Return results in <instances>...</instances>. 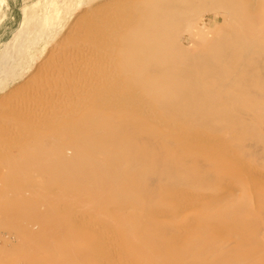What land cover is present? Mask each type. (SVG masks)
Returning <instances> with one entry per match:
<instances>
[{"label": "rangeland", "instance_id": "374dc122", "mask_svg": "<svg viewBox=\"0 0 264 264\" xmlns=\"http://www.w3.org/2000/svg\"><path fill=\"white\" fill-rule=\"evenodd\" d=\"M37 1H39V5L35 9L48 8L50 10L46 19H44L42 12H39L38 16L35 15L38 10H34L31 6ZM185 1L186 0H0V51L4 43L9 40L13 32L19 26L24 8L27 7L29 16L33 19L32 28L41 29L45 21L48 23L53 22L54 28H57L58 25L61 26L58 27L56 32L48 39V42L41 49L35 51L33 57L27 59L24 64L31 63L32 68L34 67L36 69V65H40L50 52L53 54L57 52L64 54V56H60V58L57 59V66L59 65L58 63H60V65L57 67L58 70L56 69L57 73L55 72L56 76L61 77L60 79L64 82L62 83L63 85L61 84V88L58 89V99H48L47 97L45 98L46 101L42 99L35 102L36 106H34L37 111H32V113L30 112L27 116H22V113H20L22 108H18V106L20 107V100L17 95L19 92L25 90V82L27 80L32 79L34 81L31 77L32 73L18 70L20 73V77L17 80L18 82L12 83V79H5L0 82V264H88L86 263V259H94V264L98 262L100 264L102 261L98 259L104 258L105 254L109 253V251H112L111 253H114L113 251L117 252L120 246L119 240L117 239L118 233H121V230L125 229L136 231L139 228L137 222L138 220L140 221L139 218L142 216L141 220L143 221L149 218H158L159 220L163 219L164 221H169L171 224L178 225L177 230L171 232V234L169 233L167 236L169 240L168 246L170 248L177 247L179 250L180 248H185L190 252L200 244L202 237L207 238L209 236L210 238H220V241H213V250H216L217 246L218 249L221 247V250L245 248L246 250L257 251L259 247L264 250V225H262L263 227L261 226L262 229H260L261 231L259 230V234V232L256 233L254 231V223L252 221L242 223V226H240L246 231L244 236L245 241H242L240 233L236 234L237 231L231 229L203 232L199 229H191L184 225L185 221L192 220L191 216H193V211H195L193 207H198L201 201H205L206 198L204 196L207 195L208 197L209 194H207V192L209 193V191L211 194L208 198H217L223 193H227V195L231 194L233 199L237 202H245V204H247L246 209H241L244 213L249 212V214H251L264 210V200L260 201L255 196V191L257 190L256 192H259L260 190H254L255 182H251L250 180L251 178L253 179V177L250 176L252 171L254 172L255 170L256 173V171L264 166V154H259L261 157L259 156V159L255 160L253 156H256L257 153H253L252 148L236 147V144L241 142L242 137H239L235 142V146L231 144V139L235 137L234 135H247V137H249V135H256L258 129L259 131L260 129L264 131V117L261 116V113L264 112V101L242 95L229 97L216 95L217 98L215 96L212 97L213 99L208 98L206 99L207 101L202 102L207 105L211 104V106L215 104H233V106L222 111L221 114L222 118L224 117L223 119L229 118V121L222 119V122H211L203 119L206 113L203 114L200 112H204V110L195 112L189 111L191 104L198 99L196 93L194 91L184 93V91L189 88L193 89V85H201L204 87L211 85L213 80L212 77L207 78L204 83H201L199 78L203 76L205 71H212V68L210 65H206L205 62L197 64L195 58L197 56L210 57L215 53H219L221 47L217 44V40L229 39V41H232L233 37L231 34L234 29L235 24L233 23L235 20L232 21L226 18L224 14L225 11H222L224 9L220 8L207 9L201 5L200 7H193L187 11L189 13V18L182 23L180 28L171 31V39L168 42L173 48L172 51L175 57L181 59L187 58L188 61L192 59V61L188 62L189 66H192L190 67L189 73H187L188 71L186 70V72L183 67L174 68L169 73L171 77L176 76L174 78L185 75V79L176 85H165V87H161L146 83L147 79L141 84L138 81L140 79V74H136V72L127 68L124 63V61L128 60V55L125 54V49H123L124 43H122L128 40L124 32L128 31L131 27L141 26L143 28L142 31H145L144 35L150 34L152 30L150 27H152L153 24L161 23L165 18L161 17L162 15L168 13L170 16L171 13L179 12L181 9L180 5L184 4ZM237 1L244 13H247L244 8L254 3L256 7L259 2L260 6H264V0H253L254 2L252 0ZM218 10L221 11L218 12ZM248 21L250 22V20ZM230 29L232 30L230 31ZM114 30L122 34L121 38L120 36H117L118 39L114 37ZM112 40L115 42H112ZM161 47L162 45L158 44L151 49L152 53L154 52V56L161 55ZM103 51L105 53H103ZM159 51L161 52L159 53ZM115 54L116 56H114ZM233 57L220 58L219 60L222 63L232 65L234 62L233 59L239 60L241 54L235 53ZM106 63L109 65L107 66ZM68 68H71L72 75ZM246 75L249 76L246 72L241 71L235 76L236 81L234 83L236 87L241 85L240 80L246 77ZM29 77H31V79H28ZM70 77L73 79H69ZM160 77V72L154 73V79ZM109 78H111L112 81ZM22 82L25 84L23 85ZM132 83L139 85L135 87L131 86L132 88L130 87V89H127ZM16 87H19V89L15 90ZM11 90L15 91L11 92ZM122 90H127L128 94L131 93L129 96L127 95L128 97L125 95V97L120 98L115 103L110 102L115 94L114 92H123ZM82 92H85L86 95H83ZM110 92L112 94H110ZM139 98L143 99L144 101L142 100V102L144 103L141 102L138 104V102H140H137ZM107 104L109 106H106ZM96 106L97 108H95ZM128 106L130 108H127ZM18 110L19 112H17ZM76 110L79 112V117ZM35 112H37V114ZM147 114L153 116L151 117L150 115V118ZM240 115H242L241 118ZM23 119L24 121H22ZM19 120L22 121V125L24 124V126L21 125V129H19L20 125L18 127ZM165 120L168 124L171 123L170 125L172 128L174 127L172 126V122H176L175 127H179L178 131L176 128L171 129L170 125L167 126L168 124H166ZM204 122L206 123L204 124ZM34 123L38 126H34ZM100 123H102V125H100ZM219 124L224 128V132ZM81 126L90 129L95 126L97 129L92 130V132L88 128L87 131H82L80 130ZM9 127L11 128L10 130ZM159 127L161 128L159 129ZM201 127L202 130H199ZM32 128H34V130H32ZM28 129H30V131H27ZM164 129L167 131L170 129L173 132L175 129V132L178 133L172 132L174 134H172V136L182 135L185 137V133L187 136L186 141H188V143L190 142L189 144L191 145L193 154L197 157L199 156V158L206 157V161L211 163L210 171L215 177L219 174L220 177L222 175L218 170L220 165L229 168V175L222 177L223 179H219L220 181H215V185L207 187L208 189L206 190H204L206 187L200 188L201 185L194 182L195 180L193 178L199 176L201 173L206 175V169L191 163L192 165H188V169L183 165V170L182 168L179 170L176 165L178 159L175 156H182L183 154L175 145L167 146V139L162 137L157 141L160 150H164L163 152L166 154H175L173 160L171 159L169 161L170 163L168 161L165 163V167L168 171L178 170V173L180 172L177 176L178 178L173 180L172 177H169L172 178V181L169 178L170 181L168 179H163L164 181L159 184L161 186L159 190L160 195H168L172 199L167 201L161 199L159 196V198L150 201L148 203V208L152 213L138 210L135 207V209H133V207L126 205L123 201L124 196L122 197V195H124V190H119L120 193L118 194L115 192L117 194L115 195L112 193L114 191L108 193L107 190L103 188L102 184H100L104 182L106 178L105 170L110 166H121L120 173L123 175L119 174L118 176L115 175L116 177H111V181H113V183L115 182L116 185H120V187L121 185L125 186L127 182V186L133 189L142 184H146L142 179L137 178L136 174L139 171H149L150 168L147 165V167L142 166V168H140V166L137 167L136 163H132V161L136 162V159H138L135 157L142 156L145 151L151 150L147 145L140 143L139 137L161 136L163 135L162 132L166 134ZM233 129L234 131H232ZM35 130H39V132L36 133L40 135H33ZM195 130L196 132H194ZM14 131L17 133L14 134ZM21 131L23 133H21ZM179 131L180 133L182 132L181 135ZM202 131H206V133H202ZM200 133L206 135L198 137L197 135ZM28 134H32L33 136L26 139ZM167 134L168 138H170L169 135H171V132H167ZM227 134L230 135L227 136ZM19 136L20 138H18ZM109 136L116 137L114 140L117 145H120V148L115 149L111 146L108 148L105 141ZM25 140H30L29 142L32 141L33 143L34 141L36 143L38 142V144L40 143L39 145H42V149L36 151V149L32 147L27 148L25 146V148H20V150H18ZM223 141L226 142L225 144L228 143L229 146L222 150L220 144ZM216 143H218V146ZM78 145L81 146V148L77 150L76 148ZM90 145L93 148H91ZM169 147L172 149H168ZM105 148L107 150H114L106 154ZM217 148L219 149L217 150ZM230 150H232V152ZM250 150L255 155L252 154L253 156H248L251 154ZM248 152H250V154H248ZM245 153L248 155H245ZM80 154L82 159L79 161ZM130 162L132 164H130ZM258 174L259 173H257V175ZM176 179L178 183L173 184ZM118 182H120V184H118ZM166 182L170 184L169 189L163 188V184ZM221 184L222 186H220ZM184 192H186L185 194L187 195H183ZM195 192L201 193L196 195L198 198L195 196ZM202 192H206V194L204 193L205 195L203 196ZM121 193L122 195H120ZM181 194L183 198H181ZM176 195H180V199L184 202V205H182L183 202L181 200L176 202ZM186 198H193L189 202V205L188 203L186 204V201L188 202ZM196 198L198 200L202 198L205 199L198 201ZM192 201L194 204L191 205ZM164 205H169V211H167L168 213L166 214L168 217L165 215L162 216L159 214L161 211L158 212L157 210L161 209ZM190 205L193 207L186 210L185 208L190 207ZM151 214H153V216H151ZM59 220L62 222H59ZM56 223L62 224L58 225ZM56 225L58 227H56ZM103 227L105 230L107 229V231H104ZM57 230L60 231L58 232ZM113 233L115 234L113 235ZM105 238L108 240L110 239V243H107L108 240ZM198 239L199 241H197ZM233 239H235V241H233ZM241 242L246 243V245L242 246L240 244ZM225 243L227 245H225ZM106 244H108L109 250L107 252V247H105L107 246ZM192 245L193 247H191ZM102 252L104 254H102ZM191 258L192 256L189 254L187 261H190Z\"/></svg>", "mask_w": 264, "mask_h": 264}, {"label": "bare ground", "instance_id": "6f19581e", "mask_svg": "<svg viewBox=\"0 0 264 264\" xmlns=\"http://www.w3.org/2000/svg\"><path fill=\"white\" fill-rule=\"evenodd\" d=\"M256 3H257V1H256ZM38 5H39V1L35 2L33 4V6H31L34 10H38V12L35 15L38 16L39 12H42L43 13L42 15L44 16V19H46L47 15L50 13V10L48 8L35 9V8H37ZM201 5L204 6L205 8H207V9L208 8H211V9H217V8L224 9L222 11L223 12L225 11L224 12L225 17L231 19L232 21H234V20L236 21V22L234 21V23H233L235 25H234V29H233L232 34H231L232 37H233V40L231 39L232 41H229V39H227V40L220 39V40L216 41L217 44H219V46L221 47V50H220L219 53H215V54L211 55L210 57H204V56H200L199 57V56H197L195 58L197 60L196 61L197 64L205 62L206 65H208V66L210 65V67L212 68V71L211 70L205 71L203 76H201V78L197 77V78H199L201 83H204L207 80V78L212 77L213 80H212L211 85L208 86V87H204V86H201V85H193L192 86L193 89L189 88V89L184 91V93L185 92L188 93V92L194 91L196 93L197 98H198L194 103L191 104V106L189 107V111H194L195 112V111L204 110V112H200V113H203V114L206 113V116H204L205 118H203L205 121L218 122V121H221L224 118V117L222 118V116H221L222 111L226 110L230 106H233V104H231V103H229V104H218V105L215 104V105L211 106V104L207 105L206 103H203L202 101H207L206 99H208V98L213 99L212 97H214V96L216 97V95H221V97L242 95V96L253 97V98H256V99L264 101V6H260V2L258 4L259 7H258V5H257V7L254 6L255 5V3H254L253 5H250V6L246 7V8H244L247 11V13H248L247 14V13L243 12V9L241 8V6L239 5L237 0H186L184 4L180 5L181 9H180L179 12L171 13L170 16L168 15V13H165L164 15H162L161 17H165V18L161 21V23L153 24L152 27H150L152 29L150 34L144 35L145 31H142L143 28L141 26H140L141 28L138 27V26L131 27L128 31L124 32L125 36L128 38V40H126L125 42L121 41L122 43H124V48L123 49H125V54L128 55L127 56L128 60L124 61V63L126 64L127 68H129L132 71L136 72V74L137 73L140 74V79L138 81L141 84L145 82V79H147L146 83H148V84L150 83L152 85L154 84V85L161 86V87H165V85L172 86L174 84L176 85V84L182 82L183 79H185V75H181V77H179V78H174L176 76L171 77L169 75V73L174 68H177V67H183L185 69V71L187 70L188 72L187 71L186 72L189 73L190 72V67H192V66L191 65L189 66L188 62L192 61V59L188 61L187 58L186 59L185 58L181 59V58L175 57V55H174V53L172 51L173 48H172V46L170 44H168V42L171 39V31L180 28L182 23L185 22V20L187 18H189V13L187 11L189 9H192L193 7H200ZM127 10H128V8H127ZM220 11L218 10V12H220ZM248 20H250V22ZM53 24H54L53 22L48 23L47 21H45L44 22V26L41 29L32 28L33 19L29 16L28 8L27 7L24 8L22 19H21V22H20L19 26L13 32V34L9 38V40H7L4 43V46H3L2 50L0 51V82H2L5 79H12L11 80L12 83L18 82L17 80L20 77V73L18 72V70L32 73L31 77L34 79V81L31 79V77L28 78V79H31V80H27V81L24 80V81H26L25 82L26 83V86H25L26 88H25V90H23V92L21 91L17 95L19 100H20L19 101L20 102V104H19L20 107L18 105L17 106H18V108H22L21 112H20V113H22V116H27L30 112L32 113V111H37V109H35V106H36L35 102L40 101L42 99H44V101H46L45 98H47V97H48V99L49 98L50 99H56L58 97V89H60L61 88L60 87L61 84L64 83L63 80L60 79L61 77H57L56 76V73H57L56 69L60 65V63H58L59 65L57 66V61H58L57 59L60 58V56H64V54H61V53H58V52L53 54L52 52H50L40 65L37 63L38 66L36 65V69L34 67L32 68L31 63H27L26 65L24 64L27 61V59H31L33 57V54H34L35 51H38L39 49H41L48 42V39L53 35V33L56 32L57 28L61 26V25H58L57 28H54L55 26ZM46 27H48V28H46ZM107 28H109V27H107ZM231 30L232 29H230V31ZM114 33H113V35H115L114 36L115 38L118 39L117 36H120V38H121V35H122L121 33L116 32V30H114ZM111 34H112V32H111ZM107 35H108V33H107ZM93 37H94V35H93ZM100 39L103 40L102 38H100ZM113 41L114 40H112V42ZM91 43H89V44H91ZM96 43H98V42H96ZM99 44H100V42H99ZM158 44L162 45V47H161L162 48L161 49L162 53H161L160 56H154L153 55L154 52L152 53L151 49L154 46L158 45ZM94 45H97V44H94ZM113 46H115V45H113ZM56 47H58V46H56ZM56 50H57V48H56ZM109 50H110V48H109ZM161 51H159V53ZM54 52H56V51H54ZM107 52H109V51H107ZM62 53H63V51H62ZM103 53H105V52L103 51ZM235 53L241 54V58L239 60H234L233 59L234 62L232 61L233 62V64L231 63L232 65L220 62V60H219L220 58L233 57L235 55ZM157 55H159V54H157ZM114 56H116V54ZM111 59H112V56H111ZM95 60H97V59H95ZM99 63H98V65H99ZM108 63H109V61H108ZM108 63H106L107 66L109 65ZM74 64H76V63H74ZM94 64H96V63H94ZM84 67H85V65H84ZM102 67H103V65H102ZM62 68H64V67H62ZM80 68H81V66H80ZM59 69H60V67H59ZM68 69H70L69 72L71 74V68H68ZM98 70H97V72H98ZM115 70H116V68H115ZM73 71H74V69H73ZM241 71L246 72L249 76L246 75V77L242 78L241 80L239 79L241 85H239V87H236L235 83H234L236 81L235 76L238 75V73H240ZM155 72H160L161 73V77L158 78V79H154L153 76H154ZM186 72H185V74H186ZM77 73H79V72H77ZM115 73H116V71H115ZM111 74H113V73H111ZM190 74H193V73H190ZM71 78L72 77H70L69 79H71ZM73 78H74V76H73ZM109 79H111V78H109ZM111 81H112V79H111ZM130 82H132V81H130ZM22 84H23V82H22ZM137 85H139V84L132 83V85L128 86L127 89H130L131 86L135 87ZM80 86H82V85H80ZM87 86H88V81H87ZM94 86H95V84H94ZM100 86H101V84H100ZM3 87H5V86H3ZM16 89H19V87H16L15 90ZM74 89H76V88H74ZM98 89H97V91H98ZM15 90H11V92H13ZM92 91H93V89H92ZM111 91H112V88H111ZM11 92H9V93H11ZM82 93H83V95L85 94V92H82ZM114 93L115 94L113 95V98L110 101L112 103H115L120 98L125 97V95H126V97H128L131 92L128 94V91L125 90L123 92H117V93L114 92ZM7 94H8V92H7ZM110 94H112V93L110 92ZM140 97H142V96H140ZM106 100H108V99H106ZM142 100L143 99L139 98V100H137V102L140 101V102H138V104L141 103ZM98 101H100V100H98ZM212 102H213V100H212ZM81 103H82V101H81ZM142 103H144V102H142ZM108 104L106 106H109ZM15 106H16V103H15ZM98 106L100 107L99 104H98ZM148 106H150V105H148ZM148 106H147V108H148ZM38 108H40V107H38ZM82 108H84V107H82ZM95 108H97V106ZM104 108H106V107H104ZM127 108H130V107L128 106ZM77 110H76V112L78 113V117H79V112ZM109 110H111V109H109ZM135 111H137V110H135ZM17 112H19V110ZM151 112H153V111H151ZM186 112H187V110H186ZM35 113L37 114V112H35ZM144 113H146V112H144ZM73 114H74V112H73ZM147 115H149V114H147ZM150 115H149V117H150ZM39 116H40V114H39ZM152 116L153 115H151V117ZM241 116L242 115H240V118H241ZM261 116L264 117V112L261 113ZM16 117L18 118L17 115H16ZM85 117H86V115H85ZM252 117H253V115H252ZM14 118H15V116H14ZM71 119H72V117H71ZM74 119H76V118H74ZM85 119H84V121H85ZM98 120H99V118H98ZM223 120L229 121L230 119L229 118H225ZM22 121H24V119ZM22 121L19 120V123H18V127L20 125L19 129H21L22 126H24V124L23 125L21 124ZM96 121H97V119H96ZM117 121H118V119H117ZM41 122H43V121H41ZM124 122H125V120H124ZM165 122H166V120H165ZM165 122H163V123H165ZM170 122H172V121H170ZM138 123H139V121H138ZM172 123L174 124V125L172 124V126H174L173 128H176L175 127L176 126V124H175L176 122L173 121ZM205 123L206 122H204V124ZM166 124H168V122H166ZM170 124H168L167 126H169ZM35 125L36 124L34 123V126ZM100 125H102V123H100ZM36 126H38V125H36ZM43 126H46V125H43ZM219 126H220V124H219ZM100 127H102V126H100ZM204 127H205V125H204ZM14 128H15V125H14ZM28 128H29V125H28ZM41 128H42V125H41ZM80 128H81L80 130H82V131H87L88 127L86 128L85 126H81ZM160 128L161 127H159V129ZM170 128L173 129L171 127V125H170ZM10 129L11 128L9 127V130ZM88 129L92 132V130L97 129V127L94 126V127H91V129L90 128H88ZM176 129L178 131L179 127H177ZM221 129L224 132V130H223L224 128L221 127ZM32 130H34V128H32ZM169 130L167 131V130L164 129V131H166V134H167V132L168 133L171 132V135H169L170 138H168V134L166 135V134H164V132H162L164 136L161 135V136H157V137H150V136L149 137H139L140 143L147 145L151 150L150 151L149 150L145 151L142 154V156L135 157V158H138V159H136V162L132 161V163H134V164L136 163L137 167L140 166V168H142V166L145 167L146 165L150 168L149 171H139L136 174V177L139 178V179H142L146 184H142V185L136 187L135 189L130 188L129 186H127L128 182L126 183L125 186L121 185V187H120V185H116L115 182L113 183V181H111V177H113L115 175L118 176L119 174H121L120 173L121 166L120 165H118V166L114 165V166H110L108 169L105 170L106 178L104 179V182L100 183V184H102L103 188L105 190H107L108 193L114 191L112 193H114L115 195L120 193L119 190H124V195H122V193L120 195H122V197L124 196L123 201L125 202V204L129 205L130 207H133V209L136 208V209L142 210V211H149L150 212L151 210H149V208H148V203L150 201L155 200L156 198H159V196H160L161 199H164V200H167V201L172 199L168 195H164V196L160 195V191L159 190H160L161 186L159 184L162 181L167 180L169 177H172L173 180L175 178H178L177 176L180 174V172L178 173V170L168 171L167 168L165 167V163H167V161L169 162L171 159L173 160V157H174L175 154L174 153L173 154L172 153L166 154L165 152H163L164 150H160V148L157 145V141L159 139H161L162 137L167 139V141H166L167 146L175 145L176 148L183 154V155L181 154L182 156H180V155L175 156L178 159L177 162H176L177 163L176 165L178 166L179 170H181V168L183 170V165H185V167L188 169L189 168L188 165H190L191 163H194L195 165H198L201 168L204 167L206 169L205 170L206 173H207L206 175L204 173H201V174H199V176H196L195 178H193L195 180L194 182H197V184L201 185L200 188L206 187L204 189V190H206V189H208L207 187L214 186L215 185V181H218L222 177H224L226 175H229V173H228L229 172V168L227 166L220 165L218 170L220 171V173L222 175L220 177V174H219V175H217V177H215L213 175V173H211V171H210L211 170V165H210L211 163L210 162L208 163L206 161V157L205 158H199V156L197 157L196 155L193 154V150L191 149V145L189 144L190 142L188 143V141H186L187 140V136L185 135V133H184V136L186 138L181 135L183 130H182L181 133L179 131L181 136H176V135L172 136V134L175 132V129H174V132L171 131V130L169 132ZM193 130H194V128H193ZM199 130H202V127ZM0 131H1V128H0ZM27 131H30V129H28ZM161 131H163V130H161ZM232 131H234V129ZM253 131H254V129H253ZM36 132H39V130L38 131L35 130V133H33V135L39 134V133H36ZM194 132H196V130ZM204 132L206 133V131H202V133H204ZM16 133L17 132H15L14 134H16ZM21 133H23V132L21 131ZM202 133H200L201 135L199 134L197 136L200 137V136H205L206 135V134H202ZM14 134H12V135H14ZM195 134H197V133H195ZM33 135L32 134H28L27 135L28 137L26 136V139H28L30 136H33ZM229 135L227 134V136H229ZM208 136H209V134H208ZM234 136L235 137H233L231 139L232 140L231 144H233L235 146V144H236L235 142L239 139V137L240 138L242 137L241 142L237 143L236 147H238V148H241V147L242 148H246V147L249 148L250 147V148L253 149V153L255 152V153L258 154V155L256 154V156H253L255 154H253L251 152V150H250L251 154H250V152H248V154H250V155H248L247 153H245V155L251 156L253 154L252 156L255 157L254 159L258 160L259 156H260L259 154H264V131H263V129H260V131L258 129L256 135H253V136L249 135V137H247V135H245V136L234 135ZM18 138H20V136ZM234 138H235V141H234ZM114 139H116V137H112V136L111 137L110 136L107 137V140L105 142L108 145V148H109V146H111L112 148H115V149L120 148V145H117L116 141ZM29 141L30 140H25L24 143L21 144L22 146H20L18 150H20V148L21 149L25 148V146L27 148L28 147H32V148L36 149V151L42 149V145H39L40 143L38 144V142L36 143L34 141V143H33L32 141L31 142H29ZM225 143L226 142L223 141L220 144V147H221L222 150H223V148H226V147L229 146L228 143L227 144H225ZM216 144L218 146V143H216ZM213 146H215V145H213ZM90 147L93 148L91 145H90ZM78 148H81V146L78 145L76 149L78 150ZM168 149H172V148L169 147ZM168 149H167V151H168ZM218 149L219 148H217V150ZM29 150H30V148H29ZM112 150H114V149H112ZM112 150H107L105 148V153L106 154L107 153H111ZM217 150H215V151H217ZM230 151L232 152V150H230ZM196 152H197V150H196ZM77 154H79V153H77ZM229 155H228V157H229ZM80 157H81V154H80ZM80 157H79V161L82 159V157L81 158ZM229 159H230V157H229ZM83 161L86 162L85 160H83ZM129 161H130V159H129ZM90 163H93V162H90ZM132 163L130 162V164H132ZM108 165H109V163H108ZM163 166H164L165 169L163 168ZM171 166H173V165H171ZM127 170H128V168H127ZM199 172H200V170H199ZM189 173H191V172H189ZM257 173H259V174L257 175ZM121 175H123V174H121ZM250 176L253 177V179L252 178L250 179L251 182H255L254 190L255 189H259L260 190L259 192H256L257 190L255 191L256 198L258 200H260V201L264 200V166L261 169H259L258 171H256V173H255V170H254V172L252 171ZM172 178H169V179H171V181H172ZM191 178H190V180H191ZM168 183L167 182L164 183L163 184V188L169 189L170 188V184H168ZM177 183H178V180L176 179L175 183H173V184H177ZM118 184H120V182H118ZM173 184H171V185H173ZM222 184H224V183H222ZM222 184L220 186H222ZM95 185H97V184H95ZM257 186H260V187H257ZM200 188H198V189H200ZM222 188H224V187H222ZM115 192H117V194ZM185 193L186 192H184L183 195H187ZM198 193L201 194L200 192H198ZM198 193H196L195 196L198 195ZM204 193L206 194V192H202L203 196L205 195ZM207 194L210 195L211 194L210 191H209V193L207 192ZM220 194H221V192H220ZM100 195H102V194H100ZM183 195L181 194V198H183L182 197ZM191 195H189V196H191ZM209 195H208V197H209ZM218 195H219V193H218ZM176 196H177L176 198L174 197L175 199H177L176 202H178V200L180 201L181 200L180 199V195H176ZM204 197L206 198V200L202 202L201 200L205 199V198L199 199L202 203L200 202L198 207L191 206L192 204H194L193 201H192L190 207L185 208L186 210H189V209H191L193 207V209L195 211H193V214H192L193 216H191L192 218L190 217L192 220L185 221L184 225L190 227L191 229H199L200 231H203V232H208V231L210 232V230L211 231L212 230L218 231V230H223V229H231L233 231H237L236 234L240 233V237L242 238V241H245V239H244L245 237L244 236L246 234V231L243 228L240 227V226H242V223H245V222H248V221H252L254 223L253 229H254V231L256 233L259 232L260 229H262V227H263L262 225H264V210H261V211H258V212H254V213L250 212L251 214H249V212L244 213V212H242L241 209L242 208L246 209V205L247 204H245V202H240V201L237 202L236 200L233 199L231 194L227 195V193H223L220 197L215 196L217 198H208L207 195H205ZM193 198H194V196H193ZM192 199L186 198V200H188V202L186 201V204L188 203V205H189V202ZM182 205H184V202H183ZM195 205H198V204H195ZM168 206L164 205L163 207H161V209H157L158 212L161 211L159 214H161L162 216H164V215L167 216L166 215L168 213L167 211H169ZM150 213H152V212H150ZM155 213H156V211H155ZM42 214H44V213H42ZM155 215H154V217H155ZM151 216H153V214H151ZM44 217H45V215H44ZM141 218H139L140 221L138 220V222H137L139 224V228L136 230L137 232L135 230H130V229L121 230V233L117 232L118 233L117 239L119 240V245H120L118 250H117V252L113 251L114 253H111L112 251L110 252L108 250V244H106L107 245V246H105V247H107L106 248V252L109 251V253L105 254L104 258L102 257L101 259H98L99 261L100 260L102 261V262H100V264H264V250L261 249L260 247H259V249L257 251L246 250L245 248H239V249L238 248H234V249H229V250H221L220 249L221 247L218 249V246H217L216 250H213L212 246H214V245L212 243H213L214 240L215 241H220L219 237H213V238L212 237L210 238L209 236L207 238L206 237H202L201 240H200V244L197 242L199 245L197 247H195L194 249H192L190 252H188L185 248L184 249L180 248V250L177 247L170 248L168 246V241L169 240H168L167 236H168L169 233L171 234V232L176 231L177 228H178V225L171 224V223H169V221H164L163 219L159 220L158 218H153V219L149 218V219H146V221L141 220ZM177 218H180V217H177ZM59 222H62V221L59 220ZM56 224H58V223H56ZM59 224L61 225L62 223H59ZM72 224H73V222H72ZM80 224H78V225H80ZM49 226H50V224H49ZM64 226H63V228H64ZM51 227H52V224H51ZM51 227H49V228H51ZM54 227H55V225H54ZM56 227H58V226L56 225ZM45 229H47V228H45ZM100 230H102V229H100ZM104 231H107V229L105 230V228H104ZM109 232H110V230H109ZM114 234L115 233H113V235ZM259 234H260V232H259ZM176 235H178V234H176ZM180 235H182V234H180ZM240 237H238V238H240ZM257 238H259V237H257ZM199 239L197 241H199ZM253 239H254V237H253ZM106 240H108V239H106ZM109 240L107 241V243L109 242ZM233 241H235V239H233ZM240 244L242 246L246 245V243H242V242ZM225 245H227V244L225 243ZM105 247H102V248H105ZM191 247H193V245ZM102 248H101V251H102ZM222 248H223V246H222ZM102 254H104V253L102 252ZM189 254L192 256V258H191L190 261H187V257H188ZM78 258H79V256H78ZM96 259H97V257H96ZM86 260H87L86 263L94 264L93 263L94 259H91V260L86 259ZM97 264H99V262Z\"/></svg>", "mask_w": 264, "mask_h": 264}]
</instances>
